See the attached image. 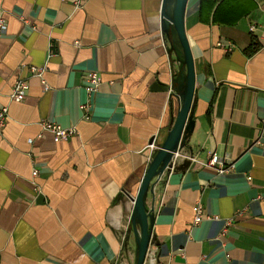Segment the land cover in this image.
Returning <instances> with one entry per match:
<instances>
[{"label": "crops", "instance_id": "1", "mask_svg": "<svg viewBox=\"0 0 264 264\" xmlns=\"http://www.w3.org/2000/svg\"><path fill=\"white\" fill-rule=\"evenodd\" d=\"M184 2L196 74L184 150L197 161L179 158L144 197V264H264V0ZM161 9L162 0H0V101L9 109L0 264H135L140 223L122 225L128 196L150 163L146 145L166 140L186 91L183 49ZM44 64L47 89L29 76ZM88 71L101 77L90 96ZM16 78L28 89L10 102ZM42 119L76 133L54 142ZM210 158L232 166L217 172ZM197 202L212 218L193 224Z\"/></svg>", "mask_w": 264, "mask_h": 264}, {"label": "water", "instance_id": "2", "mask_svg": "<svg viewBox=\"0 0 264 264\" xmlns=\"http://www.w3.org/2000/svg\"><path fill=\"white\" fill-rule=\"evenodd\" d=\"M185 0H173L170 13H166L167 0H162L161 16L168 18L177 33L178 41L182 46L184 60L186 63V85L185 94L181 100V106L179 108L176 120L169 131V135L163 142L160 148L155 152L152 159L149 161V165L144 172V177L137 189L136 195L128 196L133 205V213L131 215L132 223L138 221L140 223L139 237H138V252L135 259V264H144V260L147 253V246L149 243L150 233L149 224L147 219V209L143 204L144 197L149 191L153 190V186L158 181V174L162 173L169 164L172 151L176 150L177 145L184 146L188 135L192 132L195 120L192 114V100L195 93V76L194 74V60H192V54L190 45L184 31L183 24V10L185 7ZM153 141L151 138L150 142ZM157 177L155 180H153Z\"/></svg>", "mask_w": 264, "mask_h": 264}, {"label": "built area", "instance_id": "3", "mask_svg": "<svg viewBox=\"0 0 264 264\" xmlns=\"http://www.w3.org/2000/svg\"><path fill=\"white\" fill-rule=\"evenodd\" d=\"M73 4L75 6H79V0H72ZM7 28V23L5 18L0 15V38L1 35L5 32ZM252 30V28H250ZM232 48V45L228 44V46L225 47V51H230ZM53 54V50H51L50 55ZM47 69V66L44 65H39V66H34L30 65L29 70H30V77H35L39 79L42 82L43 88L47 89L48 85L46 83V80L44 79V73ZM87 85L85 86V91L87 92L88 96L95 92L101 82V77H99V74L95 71H88L85 75ZM28 89V80L27 78H16L13 85H12V90L9 93V101L12 102H20L23 101L26 97V91ZM90 97L84 101V103L80 104L79 107L84 110V108L89 107ZM8 104L2 103L0 101V130L5 126V121L8 116ZM84 116L87 118L88 113H84ZM41 129L47 130L51 133L53 136L54 142L60 141V140H67L69 139L73 134L76 133V128L73 126H70L69 128L63 127L59 123L55 122H50L48 120L42 119L40 123ZM33 138H28V142H32ZM146 147L149 148L150 150V155H149V161L152 159V155L157 152V150L160 148L159 145H156L155 141L149 142ZM181 157L188 158L189 160L192 161H197L192 155H189L188 153H185L184 146H180V144L177 145L176 150L172 151L171 158L169 159V164L166 167V169L158 174L159 178L158 181L163 177V173L165 171L172 172L173 169L176 168L177 166V160ZM215 163H218V166L216 167L217 172H224L230 169L232 164L229 166H225L220 162H216V159L210 158L209 161L206 163V165L214 166ZM157 177H155L153 180H155ZM157 181V183H158ZM156 183V184H157ZM155 184V185H156ZM153 186V188L155 187ZM133 203V202H131ZM193 211V224H198L201 221H203L204 218L209 219L212 218L210 215H207L206 212L204 211L203 204L197 202L196 204L193 205L192 207ZM217 218L216 216H213ZM131 219V218H129ZM231 224V221L228 220L225 223V228ZM225 228L223 230H225ZM124 237V236H123ZM119 264H126L122 258H120Z\"/></svg>", "mask_w": 264, "mask_h": 264}, {"label": "rangeland", "instance_id": "4", "mask_svg": "<svg viewBox=\"0 0 264 264\" xmlns=\"http://www.w3.org/2000/svg\"><path fill=\"white\" fill-rule=\"evenodd\" d=\"M127 213H129V215H131V214L133 213V205L129 207V209L127 210ZM129 218H131V217L129 216ZM129 218H124L125 221L127 220L126 223H125V225H124V222H122V225H123V226H127V225H128L127 228H129V225H130V223L132 222ZM136 223L139 224L138 221H137ZM122 225H120V226H122ZM124 230H125V229H123V228L121 229V227L119 228V231H121L120 234H122V236L120 237V240L122 241V242H121L122 245H124V241H125V236H124V234H123ZM123 236H124V237H123ZM122 248H123V247H122ZM136 256H137V255H136ZM135 259H136V258H135Z\"/></svg>", "mask_w": 264, "mask_h": 264}, {"label": "trees", "instance_id": "5", "mask_svg": "<svg viewBox=\"0 0 264 264\" xmlns=\"http://www.w3.org/2000/svg\"><path fill=\"white\" fill-rule=\"evenodd\" d=\"M257 49V45L256 46H254V48L252 49V50H250V52L251 53H253L254 52V50H256Z\"/></svg>", "mask_w": 264, "mask_h": 264}]
</instances>
